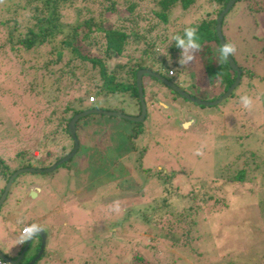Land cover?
<instances>
[{
    "label": "rangeland",
    "instance_id": "374dc122",
    "mask_svg": "<svg viewBox=\"0 0 264 264\" xmlns=\"http://www.w3.org/2000/svg\"><path fill=\"white\" fill-rule=\"evenodd\" d=\"M145 1L140 2L141 11L152 7ZM194 2L197 7L170 10L166 42L185 21L211 16L212 7L205 0ZM259 2L264 4V0ZM246 3L251 6L253 2L237 0L233 4L223 19L221 34L226 42L236 45L232 58L242 68L248 67L250 74L240 77L230 94L206 106L154 82L157 90H164L165 96L157 99L165 103L162 106L146 99L144 86L146 115L135 134L130 133L132 122L119 117H80L74 134L77 150L67 163L47 173L22 172L12 181L0 204V250L9 256L13 249L20 250L23 245H17L18 230L36 218L35 222L44 226L47 240L45 252L35 264H80L82 258L91 260L94 252L103 249L109 252L108 263L113 264L120 254L119 233L129 239L152 238L149 243L155 254L151 258V248H139L147 261L144 264H264V12L247 11ZM130 44L139 45L134 39ZM173 68L176 75L168 78L189 96L211 101L224 92L214 81L213 85L206 82L198 55L196 62L185 67L176 60ZM242 94L253 98L252 110L240 105ZM6 100L9 103L13 98L0 102V156L5 159L23 148L36 157L49 132L43 133L46 127H39L41 120L34 122V128L25 129L22 122L29 116H12L16 106L29 105L27 100L15 106L7 105ZM131 102L119 95L86 104L135 116L136 106ZM237 167L246 170L244 180L228 182ZM158 172L160 177L168 175L167 182L159 180ZM30 183L40 190L28 199L24 190ZM3 185L0 181V189ZM161 197L170 211L189 202L199 203L197 236L182 234L172 241L166 240L167 233L143 232L145 226L135 231L123 227L134 222L132 218L151 200ZM213 198L221 201L213 203ZM114 201H119L121 212L109 210ZM119 222L122 228L114 227ZM36 244L38 236L29 242L20 263L33 258Z\"/></svg>",
    "mask_w": 264,
    "mask_h": 264
},
{
    "label": "trees",
    "instance_id": "16d2710c",
    "mask_svg": "<svg viewBox=\"0 0 264 264\" xmlns=\"http://www.w3.org/2000/svg\"><path fill=\"white\" fill-rule=\"evenodd\" d=\"M141 1L143 0H0V102L13 98L9 103L6 100V104L15 106L22 99L27 100L29 105H19V108L16 106L12 116H29L30 119L22 122L25 129L34 128V122L41 120L42 125L39 124V127H46L43 133L49 132L48 137L42 140L39 146L42 150L39 149L40 153L36 157L31 155L30 149L23 148L17 149L5 159L0 156V181L4 183L16 168H42L66 154L72 145L65 128L67 120L79 111L98 108L86 103H93L99 98L115 99L123 95L132 101L130 104H135L138 113L134 85V73L137 69L147 68L171 81L167 71L174 69L173 64L178 60L180 50L171 40L166 42L168 14L175 6L181 11L195 6V0H146L152 7L143 11L139 9ZM236 1L221 17L220 34L223 19ZM251 1V6L246 3L247 11L264 12V4L260 0ZM205 2L212 7L211 16L185 21L172 34L182 33L186 26L198 28L201 51L197 55L201 71L206 82L208 80L213 85L214 81L224 91L233 80L234 72L228 68L226 61H218L216 49L219 45L214 32V18L226 0ZM159 29L161 31L157 32ZM158 34L162 37H157ZM131 39L137 40L139 45L131 46ZM223 42L226 41L223 39ZM261 48L264 49V43ZM233 62L239 69V79L250 74L248 67L242 68L234 60ZM140 80L145 104L144 86L148 100L157 101L165 96L164 90L160 92L153 86L154 82L162 83L152 76L143 74ZM165 88L172 92L167 86ZM89 96L94 98L92 102L88 101ZM77 120L74 123V134ZM141 121L132 122L131 134L138 132ZM49 126L51 131H47ZM51 148L56 149V152H52ZM68 159L61 164L67 163ZM33 161L35 164H32ZM245 171L243 167H237L226 180L240 183L246 176ZM158 174L163 183L169 179L166 173L161 177L159 172ZM165 190L163 187L162 191ZM206 197L212 198L211 195ZM212 201L215 203L221 200L213 198ZM165 204L164 197L151 200L143 207L144 210H140L132 218L134 222L125 226L119 222L114 227L123 226L135 231L139 230L138 227L145 226L146 230L143 232H154L160 236L167 233L166 240L172 241L179 240L182 234L194 233L197 236L195 225L201 211L199 203L189 202L175 211L165 208ZM119 234L117 238L120 254L113 264H144L147 261L139 248H151L150 258L155 254L149 243L153 241L152 238L139 236L129 239ZM37 244L33 247L34 251L38 249ZM44 245L32 264L43 256ZM109 258V252L106 253L103 249L94 252L91 260L82 258L80 264H109ZM21 260L17 264L26 263H20Z\"/></svg>",
    "mask_w": 264,
    "mask_h": 264
},
{
    "label": "water",
    "instance_id": "95a60500",
    "mask_svg": "<svg viewBox=\"0 0 264 264\" xmlns=\"http://www.w3.org/2000/svg\"><path fill=\"white\" fill-rule=\"evenodd\" d=\"M233 1L234 0H226L222 9L216 14V16L214 18V32H215V36L217 38V42H218L219 46L222 43H224L223 39L221 37V34H220V20H221L222 15L227 11V9L230 7V5L233 3ZM226 64H227L228 68L234 72V78L231 81V83L227 86V88L224 90V92L217 99L211 100V101H202V100H199V99L194 98L192 96H189L186 92L181 90L177 85L173 84L171 81L163 78L162 76H160L156 72H153L147 68L137 69L134 73V85H135V89H136V96H137L139 110L135 116H129V115L122 114L121 112H118V111L103 110L100 108H88V109H85V110H82V111H79L77 113L72 114L65 124L66 131L69 134L70 139H71V143H72L70 150L66 154H64L61 158L55 160L54 162H52L48 166H45L42 168H35V167L30 166V167H21V168L14 169L8 175L6 181L4 182L3 189L0 193V204H1L2 200L4 199L7 191L9 190V187L11 185L13 178L16 175H18L22 172H31V173H47V172H50L57 165L61 164L62 162H64L66 159H68L69 157H71L75 153L76 148H77V140H76L75 135H74V123L77 120V118L84 116V115H87L89 113H95V114H102V115H106V116L119 117V118H122V119H125L128 121H131V122L141 121L145 115V106H146L144 101H143L142 92H141V80H140L141 75L146 74V75L152 76L153 78H155L156 80H158L159 82H161L162 84H164L165 86H167L168 88H170L172 91H174L178 95L182 96L183 98H186L191 102H195L196 104L206 106V105L215 104V103L219 102L221 99H223L225 96H227L239 80V69L235 65V63L233 62L231 57H229V59L226 61ZM37 189H38L37 186H31V191H30V194L28 196L33 194L34 193L33 191L37 190ZM37 236L39 238V245H38L37 252L33 256V258L31 260H29L26 264H32L33 261L42 252L43 245L45 243L46 235L42 231ZM29 242H30V240L27 241L25 244H23V246L21 247L20 250H18V252L14 258L6 257L0 252V259H2L3 261L9 262V263H13V264L18 263L21 260V257L23 255L24 251L28 247Z\"/></svg>",
    "mask_w": 264,
    "mask_h": 264
},
{
    "label": "clouds",
    "instance_id": "9594fccd",
    "mask_svg": "<svg viewBox=\"0 0 264 264\" xmlns=\"http://www.w3.org/2000/svg\"><path fill=\"white\" fill-rule=\"evenodd\" d=\"M170 40L174 42L175 46L180 50L178 57V63L181 66H189L197 61V53L201 51L200 38L198 36V28L193 26H186L181 32H175L171 35ZM217 58L219 62H224L233 56L236 52V45L231 42L222 43L218 49H216ZM164 54V53H162ZM171 63V60L169 61ZM168 76L176 75L175 70L168 71ZM88 99V97H87ZM92 102V101H89ZM239 103L245 110H252L254 106L253 98L248 94H242L239 96ZM146 105V104H145ZM196 154H201V150L198 148ZM113 212H121V206L119 201H114L113 205L109 209ZM20 232L17 236V245L22 246L33 237L37 236L44 230V226L39 223L24 224L19 229ZM17 264V263H16Z\"/></svg>",
    "mask_w": 264,
    "mask_h": 264
},
{
    "label": "crops",
    "instance_id": "0c3cea01",
    "mask_svg": "<svg viewBox=\"0 0 264 264\" xmlns=\"http://www.w3.org/2000/svg\"><path fill=\"white\" fill-rule=\"evenodd\" d=\"M31 186H37L38 189H37V190H34V191H33L34 193H33V194L31 195V197H30V196H28V195L30 194ZM39 190H40V187H39L38 185L30 183V184L26 185L25 190H24V195H25L26 198L31 199V198H34V197L37 196V193L39 192ZM35 221H36V218H35V220H34L33 222L36 223ZM13 222H14V221H13ZM33 222H32V223H33ZM24 224H30V223H23V224L20 226V228H21L22 226H24ZM18 234H19V230H18ZM32 239H33V238H32ZM45 239L47 240V236H46ZM30 241H31V240H30ZM0 252H1L4 256L9 257V258H14V257L16 256V254H17V251H15L14 249H13V251L10 253V256L4 253L5 250H3V251L0 250ZM9 252H10V251H9Z\"/></svg>",
    "mask_w": 264,
    "mask_h": 264
},
{
    "label": "built area",
    "instance_id": "2783aa9c",
    "mask_svg": "<svg viewBox=\"0 0 264 264\" xmlns=\"http://www.w3.org/2000/svg\"><path fill=\"white\" fill-rule=\"evenodd\" d=\"M94 100V98L92 97V96H89L88 97V101H93ZM23 227V226H22ZM21 227V228H22ZM20 228V229H21ZM19 232H20V230H19ZM0 264H13V263H9V262H6V261H3L2 259H0Z\"/></svg>",
    "mask_w": 264,
    "mask_h": 264
},
{
    "label": "flooded vegetation",
    "instance_id": "af4514ba",
    "mask_svg": "<svg viewBox=\"0 0 264 264\" xmlns=\"http://www.w3.org/2000/svg\"><path fill=\"white\" fill-rule=\"evenodd\" d=\"M157 103H159V104L162 105V106L165 105V103H163V102H159L158 100H157Z\"/></svg>",
    "mask_w": 264,
    "mask_h": 264
},
{
    "label": "bare ground",
    "instance_id": "6f19581e",
    "mask_svg": "<svg viewBox=\"0 0 264 264\" xmlns=\"http://www.w3.org/2000/svg\"><path fill=\"white\" fill-rule=\"evenodd\" d=\"M32 195V194H31Z\"/></svg>",
    "mask_w": 264,
    "mask_h": 264
}]
</instances>
